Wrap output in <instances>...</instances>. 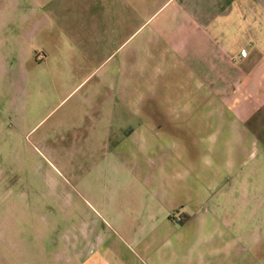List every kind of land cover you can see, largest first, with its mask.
<instances>
[{
    "label": "crops",
    "instance_id": "obj_1",
    "mask_svg": "<svg viewBox=\"0 0 264 264\" xmlns=\"http://www.w3.org/2000/svg\"><path fill=\"white\" fill-rule=\"evenodd\" d=\"M84 24L73 124L114 164L77 264H264V0H86Z\"/></svg>",
    "mask_w": 264,
    "mask_h": 264
},
{
    "label": "rangeland",
    "instance_id": "obj_2",
    "mask_svg": "<svg viewBox=\"0 0 264 264\" xmlns=\"http://www.w3.org/2000/svg\"><path fill=\"white\" fill-rule=\"evenodd\" d=\"M3 1L0 264H77L86 254L88 185L104 184L114 164L112 143L86 144L89 116L73 124L97 65L78 36L86 0H25L39 9L10 15Z\"/></svg>",
    "mask_w": 264,
    "mask_h": 264
}]
</instances>
